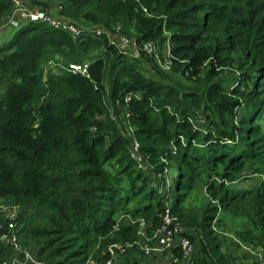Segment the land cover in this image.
<instances>
[{
	"label": "trees",
	"instance_id": "16d2710c",
	"mask_svg": "<svg viewBox=\"0 0 264 264\" xmlns=\"http://www.w3.org/2000/svg\"><path fill=\"white\" fill-rule=\"evenodd\" d=\"M56 2L54 15L80 36L24 21L0 44V205L17 211L22 246L37 262L85 264L117 211L158 224L164 191L129 158L127 124L151 169L177 166L170 211L194 230L184 232L190 242L198 238L196 264H251L245 251L221 249L214 227L237 218L239 241L264 242V132L255 123L264 114V0ZM10 9L0 0V24ZM114 24L135 40L137 58L108 42ZM97 26L102 34L91 35ZM165 49L169 75H144L143 59ZM85 59L87 76L67 68ZM253 173L257 184L240 185ZM197 181L213 203L192 212L183 204ZM135 229L123 223L115 239H134ZM9 254L2 248L0 260Z\"/></svg>",
	"mask_w": 264,
	"mask_h": 264
},
{
	"label": "built area",
	"instance_id": "2783aa9c",
	"mask_svg": "<svg viewBox=\"0 0 264 264\" xmlns=\"http://www.w3.org/2000/svg\"><path fill=\"white\" fill-rule=\"evenodd\" d=\"M10 3L11 9L6 19V24L10 27L16 28L19 23H23L24 21H41L53 28L67 32L73 39H76L83 32V29L79 26L67 22L62 17L54 15L46 9H27L21 4L20 0H10ZM57 10H59V7L56 8V11ZM90 31L91 35L92 33L94 35L102 34V28L99 26L91 27ZM107 39L119 52L127 54L132 58H137L139 56L135 40L125 36L120 31L119 26L113 27L111 31L108 32ZM142 49L149 55L154 53L153 46L150 43L144 44ZM155 61L159 67L168 70L170 65L168 49H165L160 60L156 58ZM51 63L52 61H49L47 65L51 66ZM89 63L90 61L85 59L81 62L69 63L67 68L72 73L87 76ZM119 128L126 138L132 139L128 153L135 168L140 169L148 175V173L152 172V169L145 158L138 153L137 143L132 138L131 127L126 124L125 126L120 125ZM149 178L150 185L156 188L158 194L162 193L164 189L158 186L152 173ZM16 213L17 211L15 208L0 205V250L4 248L6 251L10 252L7 257L0 260V264H36L31 255L21 246ZM126 216L129 218L130 223L136 224L135 238L107 243L101 257H87L85 264H114V261L117 260L118 257L127 252H138L142 256H160L166 253V257L172 263H187L190 261L192 244L187 235L184 234L185 229L179 224L176 216L170 211V205L167 204L166 199H163L162 211L159 213V222L153 228L147 229L148 225H146L142 218L132 220L127 214ZM114 228H117L116 224ZM238 244L256 263L264 264V247L256 251L252 249L251 246L239 242ZM173 253L177 254L172 255Z\"/></svg>",
	"mask_w": 264,
	"mask_h": 264
},
{
	"label": "rangeland",
	"instance_id": "374dc122",
	"mask_svg": "<svg viewBox=\"0 0 264 264\" xmlns=\"http://www.w3.org/2000/svg\"><path fill=\"white\" fill-rule=\"evenodd\" d=\"M33 1H40V2H44L47 4L46 8L47 11L51 12L53 11L56 6L58 5L56 0H20L21 4L27 8V9H36ZM54 14V13H52ZM79 25V24H77ZM117 25L114 24L111 26V29L113 27H116ZM4 27H9V34H13V32L15 31V28H11L10 26H4ZM8 30L4 29L3 31L0 32V44L4 43L5 41L8 40V36H4L3 34L6 33ZM127 36V35H126ZM129 38H131L130 36H127ZM88 58V57H86ZM144 58V57H143ZM89 59V58H88ZM155 61V60H154ZM146 61L145 59H143V66H146V72L144 71V75H148V73L151 71L156 72L158 75H169L167 73L166 69H163L161 67H159L156 63V61ZM157 66V70L155 71L154 69H156ZM255 123L259 126V129L264 132V114L263 117L260 119H257L255 121ZM152 175L154 177V179L157 181L158 186H160L161 189H164V198L167 200V204L170 205L172 202V199L174 197V181H175V177L177 174V166L176 164H171L169 166H165L162 169H158V170H153L152 169ZM148 173V177H150V174ZM248 172H246L247 174ZM245 174V175H246ZM248 178H246L245 180H243L240 185L243 186H252L255 185L259 182L261 176L253 173V174H249L247 175ZM160 181V184H159ZM126 182V181H125ZM123 185H125V183H123ZM206 201H210V198L207 197L206 193L204 192V189L200 187V182L197 181L195 182L192 190L189 193V196L185 199L184 201V206L188 207L189 211H199V209H201L207 202ZM213 203V202H211ZM163 206V205H162ZM216 217H220V212L216 213ZM114 223L116 224V226L122 225L123 223L125 224H131L129 222V218L126 216L125 211L123 210H119L117 211L114 216ZM179 221V220H178ZM180 224V222H179ZM181 225V224H180ZM182 226V225H181ZM184 226V227H183ZM182 227L185 229L186 233H193L194 230L192 228H190V225H183ZM241 227H244V224L242 223V221H240L237 218H231L228 216H224L222 218V220L220 221V226L218 227H214L216 233H217V240L218 243L220 245L221 249H224L225 251L228 249L230 250V245L232 247V251L236 252L237 255L240 254V252H242L241 248L238 247L236 244H232L231 242H239L241 244H243L241 241H239V236L237 234V231H239V229ZM117 231L116 228H113L110 233L105 234L103 236H99V237H95V240L93 241V244L91 245V248L89 250V253L87 254V257L90 258H98L101 257L102 252L105 248V246L107 245V243L111 242L112 240L117 241L115 239V234L114 232ZM21 240V239H20ZM106 241L105 243L103 241ZM192 253H191V257H190V261L187 263H172L170 262V260L166 257L167 254L164 253L160 256H143L140 260V262L142 264H196V256L199 254V252H197L198 249V245H197V240L198 238L195 236H192ZM245 241V240H244ZM21 243V242H20ZM264 244V242H261ZM263 244H257V245H248L251 246L252 249L258 251V249H260L262 247ZM22 246V243H21ZM24 246V245H23ZM22 246V247H23ZM238 247V248H237ZM24 250H26L32 257L33 261L35 263L38 264H45L41 261L37 262L36 259L34 258L33 254L31 253V251L27 248V247H23ZM177 253H173L172 255H176ZM248 255V254H247ZM249 256V255H248ZM246 263H251V264H258V262L256 263L255 260L251 257L250 259H244ZM130 262L132 261H118L115 260L114 264H131Z\"/></svg>",
	"mask_w": 264,
	"mask_h": 264
},
{
	"label": "crops",
	"instance_id": "0c3cea01",
	"mask_svg": "<svg viewBox=\"0 0 264 264\" xmlns=\"http://www.w3.org/2000/svg\"><path fill=\"white\" fill-rule=\"evenodd\" d=\"M51 13H54L55 14L56 13V8L53 11H51ZM4 26H8L6 24V20L0 24V32L3 31L4 29H7L8 31L6 33H4L3 35L4 36H8V38H9L11 36V34H9V30L10 29H9V27L7 28V27H4ZM11 28H13V27H11Z\"/></svg>",
	"mask_w": 264,
	"mask_h": 264
}]
</instances>
